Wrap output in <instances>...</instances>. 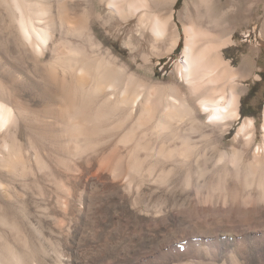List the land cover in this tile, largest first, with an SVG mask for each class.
<instances>
[{
  "label": "bare ground",
  "instance_id": "6f19581e",
  "mask_svg": "<svg viewBox=\"0 0 264 264\" xmlns=\"http://www.w3.org/2000/svg\"><path fill=\"white\" fill-rule=\"evenodd\" d=\"M176 2L0 0V264H264V108L257 140L223 52L259 2Z\"/></svg>",
  "mask_w": 264,
  "mask_h": 264
},
{
  "label": "rangeland",
  "instance_id": "374dc122",
  "mask_svg": "<svg viewBox=\"0 0 264 264\" xmlns=\"http://www.w3.org/2000/svg\"><path fill=\"white\" fill-rule=\"evenodd\" d=\"M215 4V11L224 12V19L227 21L230 18V14L226 11L229 8L234 7L237 3H247L253 4L255 2H259L258 5L254 6V9H251L250 13H247V17H250V21L248 24L244 25V27L234 29V43L228 45L223 48L224 57L230 59L232 65L238 68L242 62L244 57H250L249 62L244 70V77L239 78L237 81L239 83V87L241 88L240 94V105L241 98L246 95L249 89L252 87L253 96L251 98H247V104L244 109L252 112V115H248L250 117L255 118L256 126H257V136L260 139V128L261 122L263 119V108H264V0H212ZM184 0H181L179 4L175 5L176 10L182 8ZM201 6V4H199ZM201 6L199 9L203 11L204 7ZM254 10V11H253ZM228 14V15H227ZM177 15V14H176ZM124 38V37H123ZM123 38H120L116 44V48L120 51L123 56H126L127 49H124ZM181 48L183 45V34L180 39ZM180 49L175 48L174 52L162 57L157 63L156 58H154L153 63L155 67L156 74L155 77L158 78H168L170 72L173 69L174 62L176 58L180 55ZM123 50H126L125 52ZM123 52V53H122ZM241 116V114H240ZM245 117V116H244ZM207 119V118H206ZM239 119H236L232 122L228 133L224 141L228 142L229 137L234 133ZM202 145V142L199 143ZM208 166L210 164L207 161ZM207 176L214 177L211 173L207 174ZM242 205V206H241ZM242 202L239 204V208L245 209L249 206ZM183 206H180L182 209ZM245 264H257L256 262H246Z\"/></svg>",
  "mask_w": 264,
  "mask_h": 264
},
{
  "label": "trees",
  "instance_id": "16d2710c",
  "mask_svg": "<svg viewBox=\"0 0 264 264\" xmlns=\"http://www.w3.org/2000/svg\"><path fill=\"white\" fill-rule=\"evenodd\" d=\"M180 2H181V0H177L176 4H179ZM180 48H181V44L179 45V47L177 46V49H180ZM253 94L254 93H253L252 87H251L249 89V91L246 93V95L241 98V105H240V108H239L241 117H244V116H248V115H252L253 114L249 110L244 109L245 105L247 104L246 99L247 98H251L253 96Z\"/></svg>",
  "mask_w": 264,
  "mask_h": 264
}]
</instances>
